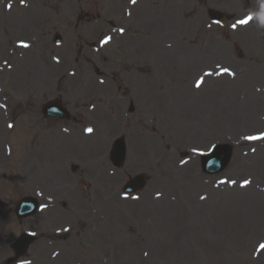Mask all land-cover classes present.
Here are the masks:
<instances>
[{
    "label": "rangeland",
    "instance_id": "obj_1",
    "mask_svg": "<svg viewBox=\"0 0 264 264\" xmlns=\"http://www.w3.org/2000/svg\"><path fill=\"white\" fill-rule=\"evenodd\" d=\"M9 1L13 7L8 11L4 9L3 3H0V38L4 44H7L0 50V56L4 54L5 48H12L22 41H29L31 50L28 51L34 53L33 56H29L23 50L16 51L12 57L17 59L4 58L3 67L0 69L2 88L0 101L3 100L8 106L6 94L9 96L13 94L15 98L11 105L18 110L20 104L31 105L34 108L38 99L42 100L49 93V89L64 87V82L70 79L68 75L70 71L77 72L76 69L81 70L80 66H82V73H89L94 68L90 63L91 60L96 61L98 68L113 74L114 78L120 73H135L134 69L144 68V74L139 77L156 73L164 83L172 84L173 75L170 74H173L179 66L175 61H168L163 54L165 33L171 34V37L166 39L167 43L176 39L179 46L181 43L180 51L187 52L185 54L189 56H199L204 50L209 49V56L213 57L214 51L226 50L232 57L231 61H240L243 58L246 64L250 62L247 55L256 51L250 42L244 40V33L253 26L239 31L237 35L229 28L230 17L234 15L241 17L249 13L246 9L249 8L248 5L252 0H239L242 5L236 6V9L239 8L237 12L232 11L235 8L234 0H136L135 4L131 0H24L23 3L21 0H7ZM23 4L26 7L21 6ZM129 6L133 7L129 8ZM242 7L245 13L240 11ZM128 9L131 11L130 17L125 13ZM210 9L223 12L226 15L225 20L212 22L208 16ZM158 25L164 28L159 29ZM113 27L123 28L125 32L121 36L114 34L116 43L106 46L102 41L106 34L112 32ZM55 34L61 36L58 44L53 41ZM155 35L159 42L157 48L162 53L156 55V46H150L145 53L155 56L151 60L145 53L142 56L140 43L146 44ZM233 36L237 37V41ZM132 41H137V44ZM135 44L137 47L134 46ZM167 52L168 56H173L169 49ZM215 61L220 62V59L215 58L211 63ZM26 69L30 71L26 72ZM247 70L253 71L250 67ZM187 73V76H190V73ZM263 78L264 74L263 77H255V80L261 83ZM74 83L78 82L74 81ZM142 83L145 86L149 84L146 80ZM150 93L155 96L153 90H150ZM95 95H98V91ZM232 101L236 99L232 98ZM195 105L197 106L193 108L195 119L192 118L191 122L187 118L185 121L184 118L178 120V124L194 130V133L196 130L202 131L200 114H198L201 103ZM206 109L204 127L209 130V141L215 138L221 128L226 134V141L233 142L236 135L233 126L217 127L216 125L219 121L215 119L214 113L219 109L218 101H215L214 107H206ZM166 110L170 111L169 108ZM179 111L183 110L175 109V112ZM181 115L178 117L180 118ZM6 121L8 119L4 117L3 120L0 114V143L1 138H4L1 135L3 122ZM165 121L167 120L163 117L162 122ZM203 129L206 132V128ZM17 138H20V133L17 134ZM139 153L140 150L132 156L134 162L144 161L146 171L150 173L155 170L154 174H157L150 178L147 187L137 193V195L141 194L140 199L120 201V193L115 183L109 187V190H113V194L117 195V197L113 196L116 199L115 204L107 208L112 211L115 219L113 237H118L124 231L139 235L138 241L130 242L128 264H135L132 254L142 249L149 251L145 264H249L244 253L251 254L255 242L264 237V198L260 197L264 179L251 181L250 191L247 188L241 189L237 179L248 173L250 169L235 164L236 172L240 177L234 179L236 184L230 185L233 189V200L222 202L221 199L216 198L214 199L216 201H200L195 204L194 196L198 199L204 191L201 189L203 183L201 173L197 171V174L193 170L187 177H182L178 168L170 163L148 169L151 155L144 154L138 158ZM0 156L4 162L2 148H0ZM22 164L25 167L27 162L24 161ZM5 165L4 162L0 185L7 181L3 175ZM193 173L196 178L193 177ZM249 173L253 175V172ZM18 174L26 177L25 170ZM197 177H199L198 182ZM186 179L188 182L194 181L190 183L192 187L197 184L199 193L194 191L193 196L192 188L189 187V183L186 184ZM98 181L99 179L95 178L94 186L99 185ZM24 183L22 180L18 181L19 185ZM101 185L105 186L104 180H101ZM40 186L48 193H53L49 186L42 183ZM79 186L81 187V184ZM2 190L7 194V188L3 186ZM125 208L129 210L126 211ZM134 209H144L140 220L134 218ZM114 211L117 212V216ZM22 223L24 226V221ZM138 224L140 228L137 227ZM102 225L107 228L106 222ZM87 252L94 254L93 248L88 249ZM30 253L35 255V247Z\"/></svg>",
    "mask_w": 264,
    "mask_h": 264
},
{
    "label": "bare ground",
    "instance_id": "obj_2",
    "mask_svg": "<svg viewBox=\"0 0 264 264\" xmlns=\"http://www.w3.org/2000/svg\"><path fill=\"white\" fill-rule=\"evenodd\" d=\"M139 19H140V17H139ZM251 23V22H250ZM249 23V24H250ZM259 29H253V30H251L246 36H244V38H246L247 40H250V41H252L253 40V38L255 37V35H257L258 33H259ZM155 42V41H154ZM112 43V40L107 44V45H109V44H111ZM30 47V46H29ZM28 47V48H29ZM260 50H264V46H262L261 48H259ZM209 50H206L205 52H204V57H208L209 56ZM213 57L214 58H220V59H224L225 60V57L223 56V55H221L222 53L221 52H217V51H214L213 52ZM200 56H203V55H200ZM247 57H248V59L249 60H251V61H253V62H257L258 60H259V56H256V54H248L247 55ZM202 59H204V58H202ZM200 59L196 56V57H192V60H190V63H188L186 66H190V65H193L196 61H199ZM226 60H228V59H226ZM260 67H261V62H259L258 64H257V66L256 67H254L253 69H255V70H257V73H260L261 72V70H260ZM30 70L29 69H26V72H29ZM219 81H221V79H219ZM226 82H230V81H228V80H226ZM234 82H236V81H234ZM237 83V82H236ZM210 90H221L220 89V87L219 86H215V87H213V88H210ZM247 99H249V103H248V107H247V111H246V113L248 114V116L250 117V113H251V110L253 109V108H255V107H258V106H261V102L262 101H264V94H262V93H255L254 91L252 92V93H250L249 94V96L247 97ZM257 102H258V104H257ZM182 135H186V134H182ZM264 148V147H263ZM262 148V149H263ZM264 151L263 150H260V151H258L254 156L255 157H257V156H259L258 154L260 153V154H262ZM262 170L261 169H259V170H257L256 172H255V174L256 175H258V176H262V177H264V172H261ZM253 192V191H252ZM261 197H263L264 198V196L263 195H261ZM65 261L66 262H70L68 259H66L65 258ZM264 263V257L262 258V259H260V261H258V263H256V264H263Z\"/></svg>",
    "mask_w": 264,
    "mask_h": 264
},
{
    "label": "snow or ice",
    "instance_id": "obj_3",
    "mask_svg": "<svg viewBox=\"0 0 264 264\" xmlns=\"http://www.w3.org/2000/svg\"><path fill=\"white\" fill-rule=\"evenodd\" d=\"M23 2H24V0H21V3H23ZM131 2H132L133 4H135V3H136V0H131ZM252 19H253V16H252L251 14H249V15H247L246 17H244L243 19L237 20V21H236V24H233L232 27L235 29V28L237 27V25H247ZM120 32L123 33V32H124V29L121 28V29H120ZM110 39H111V37H106V38L102 41V43L106 44V43L109 42ZM21 44H22L23 47H28V46H29L28 44H26V43H24V42H21ZM221 72H222V73H227V74L232 75V76L235 75V74H234L233 72H231V70L228 69V68H223V69H221ZM212 74H213V73H211V72H207V73H205V75H207V76H211ZM217 74H220V73H217ZM202 82H203V77H202L199 81H197V85H196V86L199 88V87L201 86ZM8 126H9V127H13V125H11V124L8 125ZM86 131L89 132V133H91V132L93 131V129L88 128V129H86ZM244 139H246V140H250V141H254V140H264V132H260V133H257V134H255V135L245 136ZM213 147H214V146H213ZM193 151H199V150H198V149H193ZM220 183H221V184H224V183L235 184L236 182H235V181H223V180H222V181H220ZM249 183H250V181H248V180H244L240 186H241V187H246ZM201 198L204 199V197H201ZM259 247H260V250H264V243H261ZM24 264H28V262H24Z\"/></svg>",
    "mask_w": 264,
    "mask_h": 264
}]
</instances>
